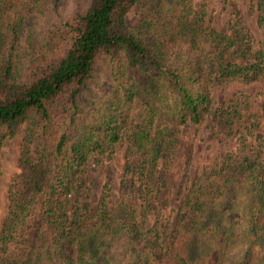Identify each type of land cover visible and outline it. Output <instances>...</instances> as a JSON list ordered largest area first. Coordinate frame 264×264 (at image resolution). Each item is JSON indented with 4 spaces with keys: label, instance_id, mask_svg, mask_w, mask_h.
Listing matches in <instances>:
<instances>
[{
    "label": "trees",
    "instance_id": "1",
    "mask_svg": "<svg viewBox=\"0 0 264 264\" xmlns=\"http://www.w3.org/2000/svg\"><path fill=\"white\" fill-rule=\"evenodd\" d=\"M253 7L263 29L255 47L239 16L218 29L196 0H0V150L22 130L0 264H264L259 130L248 142L259 116L243 125L246 94L218 101L212 90L264 76V0ZM208 116L238 146L188 182L171 225L144 226L139 214L165 184L182 126ZM120 144L123 187H136L139 207L121 198L112 209L109 177L92 206L86 166ZM38 202L29 250L17 255L10 247L27 241Z\"/></svg>",
    "mask_w": 264,
    "mask_h": 264
},
{
    "label": "rangeland",
    "instance_id": "2",
    "mask_svg": "<svg viewBox=\"0 0 264 264\" xmlns=\"http://www.w3.org/2000/svg\"><path fill=\"white\" fill-rule=\"evenodd\" d=\"M255 0H196V5L204 4L210 24L221 30H228L230 23L240 17L242 23L251 38L252 45H256L262 36L263 29L258 25L253 4ZM137 6L130 7L126 14L129 26H134L137 20ZM106 66L101 63L96 72L98 81H102L106 73ZM128 73L135 76L141 84L146 78L133 68ZM213 94L218 101H227L236 90H242L246 96L248 105L243 109L241 123L248 126V116L256 113L259 116V128L253 129V134L248 136V142L255 144L256 133L259 130L261 136V149L264 155V76L255 81L245 83L241 80H231L224 83L215 82ZM251 121V119H250ZM22 130L14 136L4 140L0 150V218L5 213L7 206V188L11 174L17 170V154ZM238 141L235 136H225L218 132L211 116L206 117L200 123H188L182 126L177 151L166 171L165 184L159 188L151 205L150 211L145 215L139 214L140 222L144 226L152 225L157 219L161 229L165 225L172 224L178 211L182 197L186 192L188 182L200 172V170L215 160L221 159L228 149H236ZM125 145H118L108 157L100 156L98 160L92 157L87 166L85 177L90 186V200L95 206L101 192L102 184L107 177L110 179L109 204L112 209L116 207L121 198L139 207L137 190L123 187L127 182L124 175ZM40 211V203L34 205L33 211L28 217V239L26 242L10 247L17 255H25L31 243L35 226Z\"/></svg>",
    "mask_w": 264,
    "mask_h": 264
}]
</instances>
